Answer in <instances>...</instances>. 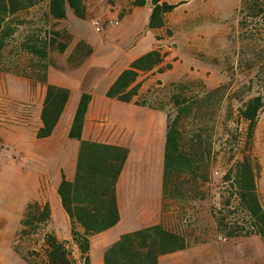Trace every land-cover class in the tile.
<instances>
[{"label":"rangeland","instance_id":"rangeland-1","mask_svg":"<svg viewBox=\"0 0 264 264\" xmlns=\"http://www.w3.org/2000/svg\"><path fill=\"white\" fill-rule=\"evenodd\" d=\"M135 1L88 0L90 11L85 18H78L69 9L67 19L59 22L48 20L40 8L32 10L37 14L33 27L42 32L54 29L73 34L74 42L61 60L70 55L79 40L93 48L89 69L69 74L73 79L80 78L75 89L94 84L100 92L110 68L153 43L147 27L152 0L129 14L112 10L118 6L131 11ZM164 1L176 8L166 15V27L159 34L161 42L156 49L163 55V63L154 73L140 78V85H144L141 99L161 103L173 113L174 94L193 96L196 103L192 117L183 122L186 143L192 144L191 139L199 133L201 139L196 144L204 153L197 163V175L180 181L183 197L167 207V212H176L186 226L190 246L163 256L160 264H264V243L259 237L225 238L217 226V218L224 225L244 224L235 202H227L231 192L224 181V175L244 151L258 170V192L264 205V108L248 146L247 123L238 119V108L246 100L258 95L264 98V3ZM105 4L108 6L104 8ZM32 14L25 17L30 19ZM95 21L102 26L101 32L96 30ZM110 21L119 24L108 26ZM16 56L14 65L19 74L0 69V264H42L47 256L43 239L47 232L67 241L77 264H82L72 241L70 220L56 191L62 173L70 171L76 141L59 137V132L53 139L38 140L41 82L31 57L22 53ZM202 174L207 179L203 180ZM30 205L34 207L32 215L37 217L48 205L50 219H33L34 224L26 225ZM129 229L130 224L124 220L95 235L91 264H104L106 246Z\"/></svg>","mask_w":264,"mask_h":264},{"label":"trees","instance_id":"trees-1","mask_svg":"<svg viewBox=\"0 0 264 264\" xmlns=\"http://www.w3.org/2000/svg\"><path fill=\"white\" fill-rule=\"evenodd\" d=\"M88 0H0V69L19 74L15 69L19 53L31 57L33 67L41 84L46 85V97L41 112L42 126L38 129V139L52 136L70 97L68 88L48 83L51 68L60 71L83 66L92 56L93 48L79 40L70 55L61 60L74 42V36L68 31L41 30L32 26L37 14L32 10L40 8L44 17L57 22L67 19L68 10L78 18H85ZM264 3V0H262ZM152 12L148 29L153 30L159 41V34L166 27V15L176 5L163 0H152ZM137 7L146 5V0H136ZM263 11V10H261ZM32 18L27 19L26 15ZM29 24H28V23ZM58 54V55H57ZM59 57V58H58ZM60 59V60H59ZM163 55L158 49L152 50L132 62L131 67L121 73L107 95L123 102H131L138 95L140 84H136L141 72H149L160 67ZM2 66V67H1ZM28 78H31L30 76ZM91 95L84 93L76 112L70 137L81 141L79 161L73 181L62 174L58 186L61 205L71 224L72 241L80 252L82 264H91V238L115 227L121 214L117 202L116 183L128 157V149L82 140L85 115ZM175 112L168 115V130L164 157V198L176 201L183 197L180 181L183 177L197 175V163L203 150L196 144L201 139L198 133L187 145L184 121L191 118L196 99L185 94H174ZM146 105L147 101L137 102ZM164 108L165 106L160 103ZM264 98L261 95L251 97L238 108L239 122L247 123L246 146L254 138L256 126ZM209 155L211 151L208 150ZM202 179H207L202 174ZM229 184L231 204L235 202L237 211L242 215L243 225H224L217 218L219 231L225 238L257 236L264 243V205L258 192V170L250 154L243 152L224 175ZM26 225L34 220H48L51 210L46 205L37 217L32 215L34 207L28 206ZM34 219V220H33ZM46 259L42 264H77L73 252L67 247V241L60 240L55 234L47 232L43 236ZM189 235L179 222L168 226L160 223L154 226L122 234L109 245L103 255L104 264H159L164 255L183 251L190 246ZM38 264V263H37Z\"/></svg>","mask_w":264,"mask_h":264},{"label":"crops","instance_id":"crops-1","mask_svg":"<svg viewBox=\"0 0 264 264\" xmlns=\"http://www.w3.org/2000/svg\"><path fill=\"white\" fill-rule=\"evenodd\" d=\"M107 6L108 4H105L104 8ZM110 8L112 9L111 6ZM138 8L140 7L134 5L131 11L125 12L118 6H115L112 10L122 14H129L135 12ZM89 11L90 8L87 1L86 16ZM151 12L152 9H150V15ZM149 31L154 37L153 43L141 53L130 58L126 57L124 61L110 68L107 75L103 78L100 92H97L96 85L94 84L86 88L75 89L74 85L80 83V78L73 79L69 77L72 71L79 69V71L85 72L89 69L94 56L93 54L91 58L79 68L62 71L60 74L53 72L51 69L48 72V83L68 88L71 92L63 114L52 136L49 137L53 139L58 136L57 133L59 132V137L63 136L66 139L76 141L71 156L70 171L67 174L63 172L67 179L71 181L74 180L79 161L81 141L71 138L70 132L81 97L84 93L90 94L92 98L85 115L82 140L126 148L129 151L124 168L116 183L117 202L121 214V219L118 224L127 220L128 224L131 226V229L127 230L125 233L160 223H164L170 227L180 222L183 228L186 229L183 222L177 218L178 216H175L176 212H172L171 210L169 212H167V210L165 211L164 157L168 130V111L166 107L162 108L163 106L160 105V103L151 100H148L146 105L138 104L137 102L143 101L141 96L144 85L140 87L138 95L135 96L131 102H123L115 98H110L107 95L109 89L121 73L129 69L133 61L155 50L157 44L161 42V40L158 41L156 39V34L153 30L149 29ZM158 68L159 67L149 72H141L136 84H141L140 78L143 74L154 73ZM40 85V105L37 110L40 121L37 124L36 133L42 126L41 112L47 90L46 85ZM63 121H65L64 124ZM107 121L110 122V126L106 124L108 123ZM60 128L62 129L59 131L58 129ZM153 168L154 171L152 173L151 170ZM58 186H56V191L58 190ZM167 202L170 204L174 201L168 200L166 203ZM121 235L122 234H120V236ZM118 239H116V241ZM108 246H106V248Z\"/></svg>","mask_w":264,"mask_h":264},{"label":"built area","instance_id":"built-area-1","mask_svg":"<svg viewBox=\"0 0 264 264\" xmlns=\"http://www.w3.org/2000/svg\"><path fill=\"white\" fill-rule=\"evenodd\" d=\"M119 24V22L118 21H110L109 23H108V26H114V25H118ZM94 25L96 26V30L98 31V32H101L102 31V26H100L99 25V22H97V21H95L94 22Z\"/></svg>","mask_w":264,"mask_h":264}]
</instances>
